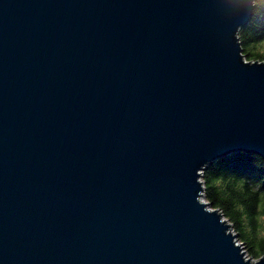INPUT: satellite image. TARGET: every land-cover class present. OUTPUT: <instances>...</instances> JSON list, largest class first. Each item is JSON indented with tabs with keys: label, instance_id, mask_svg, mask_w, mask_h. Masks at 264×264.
<instances>
[{
	"label": "water",
	"instance_id": "water-1",
	"mask_svg": "<svg viewBox=\"0 0 264 264\" xmlns=\"http://www.w3.org/2000/svg\"><path fill=\"white\" fill-rule=\"evenodd\" d=\"M256 0H0V264H264L203 170L264 159Z\"/></svg>",
	"mask_w": 264,
	"mask_h": 264
},
{
	"label": "trees",
	"instance_id": "trees-1",
	"mask_svg": "<svg viewBox=\"0 0 264 264\" xmlns=\"http://www.w3.org/2000/svg\"><path fill=\"white\" fill-rule=\"evenodd\" d=\"M251 21L239 29L248 60H264V0H256ZM204 199L223 212L253 259L264 255V159L243 151L218 158L203 170Z\"/></svg>",
	"mask_w": 264,
	"mask_h": 264
},
{
	"label": "rangeland",
	"instance_id": "rangeland-1",
	"mask_svg": "<svg viewBox=\"0 0 264 264\" xmlns=\"http://www.w3.org/2000/svg\"><path fill=\"white\" fill-rule=\"evenodd\" d=\"M203 179V178H202ZM233 232H236V231H234V229H233ZM239 241V240H238ZM240 242V241H239ZM240 243H242V242H240Z\"/></svg>",
	"mask_w": 264,
	"mask_h": 264
}]
</instances>
